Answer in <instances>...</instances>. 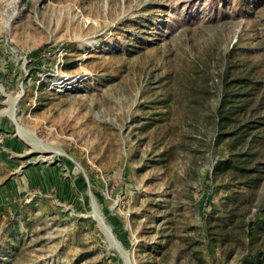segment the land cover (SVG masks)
<instances>
[{"label": "rangeland", "instance_id": "obj_1", "mask_svg": "<svg viewBox=\"0 0 264 264\" xmlns=\"http://www.w3.org/2000/svg\"><path fill=\"white\" fill-rule=\"evenodd\" d=\"M4 184L0 264H261L264 0H0Z\"/></svg>", "mask_w": 264, "mask_h": 264}, {"label": "trees", "instance_id": "obj_2", "mask_svg": "<svg viewBox=\"0 0 264 264\" xmlns=\"http://www.w3.org/2000/svg\"><path fill=\"white\" fill-rule=\"evenodd\" d=\"M220 112H221V109H220ZM220 165L219 164H217L216 165V169L219 167ZM225 167V169H227V168H230L231 166H227V165H225L224 166ZM250 257H252V258H254V259H257V260H259V261H261L262 263L261 264H264V252L263 251H255L252 255H250ZM260 259H263V260H260ZM248 263H253V261H248Z\"/></svg>", "mask_w": 264, "mask_h": 264}, {"label": "crops", "instance_id": "obj_3", "mask_svg": "<svg viewBox=\"0 0 264 264\" xmlns=\"http://www.w3.org/2000/svg\"><path fill=\"white\" fill-rule=\"evenodd\" d=\"M30 181V180H29ZM31 182H29L30 184ZM26 184V183H25ZM10 189V186H8L7 184H4V186L1 187L0 189V194H7L8 191Z\"/></svg>", "mask_w": 264, "mask_h": 264}, {"label": "bare ground", "instance_id": "obj_4", "mask_svg": "<svg viewBox=\"0 0 264 264\" xmlns=\"http://www.w3.org/2000/svg\"><path fill=\"white\" fill-rule=\"evenodd\" d=\"M11 110H12V111H11L9 114H11V115L13 116V110H14V109H11ZM21 134H22V133H21ZM25 136H26V135H25ZM23 137H24V136H23ZM24 138H25V137H24ZM26 138L28 139L29 137H28V136H26ZM28 141L30 142V144H31V145H34V146L36 145V144H35V141H33V140H31V139H30V140H28ZM98 221H99V223H101V224H102V222H101V220H100V219H99ZM105 228H106V227H105ZM104 231H106V230H104ZM106 232H107V231H106ZM108 235H110V234H108ZM110 236H111V235H110Z\"/></svg>", "mask_w": 264, "mask_h": 264}]
</instances>
